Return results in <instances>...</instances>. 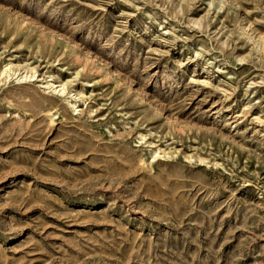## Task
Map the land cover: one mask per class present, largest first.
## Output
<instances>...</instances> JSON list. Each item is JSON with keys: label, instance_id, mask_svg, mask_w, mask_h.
<instances>
[{"label": "rangeland", "instance_id": "rangeland-1", "mask_svg": "<svg viewBox=\"0 0 264 264\" xmlns=\"http://www.w3.org/2000/svg\"><path fill=\"white\" fill-rule=\"evenodd\" d=\"M263 46L264 0H0V264H264Z\"/></svg>", "mask_w": 264, "mask_h": 264}, {"label": "bare ground", "instance_id": "bare-ground-1", "mask_svg": "<svg viewBox=\"0 0 264 264\" xmlns=\"http://www.w3.org/2000/svg\"><path fill=\"white\" fill-rule=\"evenodd\" d=\"M264 47V46H263ZM10 68H7V69H5L4 71H3V73L2 74H5V73H8Z\"/></svg>", "mask_w": 264, "mask_h": 264}]
</instances>
